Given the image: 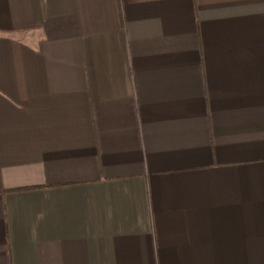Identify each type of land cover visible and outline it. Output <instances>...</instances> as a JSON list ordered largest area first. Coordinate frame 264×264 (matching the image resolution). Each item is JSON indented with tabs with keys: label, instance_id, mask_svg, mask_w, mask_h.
Wrapping results in <instances>:
<instances>
[{
	"label": "crops",
	"instance_id": "crops-1",
	"mask_svg": "<svg viewBox=\"0 0 264 264\" xmlns=\"http://www.w3.org/2000/svg\"><path fill=\"white\" fill-rule=\"evenodd\" d=\"M0 264H264V0H0Z\"/></svg>",
	"mask_w": 264,
	"mask_h": 264
}]
</instances>
